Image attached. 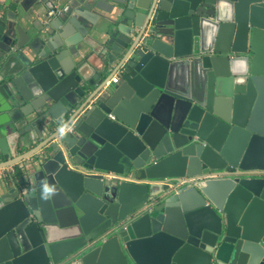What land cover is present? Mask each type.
<instances>
[{
    "label": "water",
    "instance_id": "water-1",
    "mask_svg": "<svg viewBox=\"0 0 264 264\" xmlns=\"http://www.w3.org/2000/svg\"><path fill=\"white\" fill-rule=\"evenodd\" d=\"M262 48L264 0H0V264H264Z\"/></svg>",
    "mask_w": 264,
    "mask_h": 264
},
{
    "label": "built area",
    "instance_id": "built-area-1",
    "mask_svg": "<svg viewBox=\"0 0 264 264\" xmlns=\"http://www.w3.org/2000/svg\"><path fill=\"white\" fill-rule=\"evenodd\" d=\"M53 13L54 12L52 11L51 14H53ZM118 81H119V78L116 76L112 80L108 81L107 85L118 83ZM17 172H18V166L15 165V166H11V167H7V168H4V169H1L0 170V175L1 176H6L8 174L15 175V174H17ZM196 183H198L197 178H189V179L185 178V179L182 180V185H195Z\"/></svg>",
    "mask_w": 264,
    "mask_h": 264
},
{
    "label": "crops",
    "instance_id": "crops-1",
    "mask_svg": "<svg viewBox=\"0 0 264 264\" xmlns=\"http://www.w3.org/2000/svg\"><path fill=\"white\" fill-rule=\"evenodd\" d=\"M263 52L264 49L262 48ZM253 113L256 118L257 123L261 126L264 127V86L262 89V92L260 96L258 97L257 102L255 103V106L253 108ZM34 146H29L28 150L33 149Z\"/></svg>",
    "mask_w": 264,
    "mask_h": 264
},
{
    "label": "clouds",
    "instance_id": "clouds-1",
    "mask_svg": "<svg viewBox=\"0 0 264 264\" xmlns=\"http://www.w3.org/2000/svg\"><path fill=\"white\" fill-rule=\"evenodd\" d=\"M45 194L47 195L48 193H51L53 191L52 188H45Z\"/></svg>",
    "mask_w": 264,
    "mask_h": 264
}]
</instances>
